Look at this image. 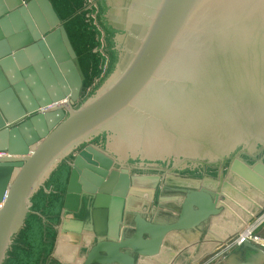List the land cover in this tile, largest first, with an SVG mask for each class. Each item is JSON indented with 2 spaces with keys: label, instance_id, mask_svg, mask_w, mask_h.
I'll return each mask as SVG.
<instances>
[{
  "label": "water",
  "instance_id": "95a60500",
  "mask_svg": "<svg viewBox=\"0 0 264 264\" xmlns=\"http://www.w3.org/2000/svg\"><path fill=\"white\" fill-rule=\"evenodd\" d=\"M254 142L264 0H0V264L71 155L63 211L85 204L90 217L82 264L156 257L218 207L244 226L264 209V149L237 147ZM156 186L184 195L176 221L124 223ZM262 261L264 247L242 240L221 264Z\"/></svg>",
  "mask_w": 264,
  "mask_h": 264
},
{
  "label": "crops",
  "instance_id": "0c3cea01",
  "mask_svg": "<svg viewBox=\"0 0 264 264\" xmlns=\"http://www.w3.org/2000/svg\"><path fill=\"white\" fill-rule=\"evenodd\" d=\"M72 159L73 156L62 161L33 194L30 212L19 233L12 237L3 264H82L90 244V217L86 208L83 215H65L63 211ZM141 189L147 190L149 186ZM154 190L156 198L146 195L131 198L124 223L129 222L134 213L161 224L176 221L180 198L184 195L160 187L159 192ZM173 198L178 199L177 202ZM218 209L219 214L199 228L170 233L158 256L139 259L138 264H211L213 259H217L214 264L223 263V259L236 249L239 235L264 215V209L244 226L236 220L224 223L229 215ZM256 232L264 241V223Z\"/></svg>",
  "mask_w": 264,
  "mask_h": 264
},
{
  "label": "bare ground",
  "instance_id": "6f19581e",
  "mask_svg": "<svg viewBox=\"0 0 264 264\" xmlns=\"http://www.w3.org/2000/svg\"><path fill=\"white\" fill-rule=\"evenodd\" d=\"M264 216V215H263ZM263 216L260 219H263ZM260 219H257L255 222H253L252 224H250L240 235V239L241 240H247L249 241L250 239L253 240V238H251V235H253L254 233H257V229L259 228V226L261 225V222H263V220L261 221ZM235 221V219H233L231 216L227 217L224 219V223H233ZM260 245H262L261 243H264L263 240L259 239L258 242ZM263 246V245H262ZM264 247V246H263Z\"/></svg>",
  "mask_w": 264,
  "mask_h": 264
},
{
  "label": "flooded vegetation",
  "instance_id": "af4514ba",
  "mask_svg": "<svg viewBox=\"0 0 264 264\" xmlns=\"http://www.w3.org/2000/svg\"><path fill=\"white\" fill-rule=\"evenodd\" d=\"M257 143L258 142H254L253 145H246L245 143H242L241 145H238L237 147L242 146V148H240V149L243 150V152L248 153L250 155V154H254L255 153V151H253V149H254L253 147L256 146V145H260L259 147H262L264 149V142H259L258 144ZM234 160H232V162H234ZM232 166H233V164H232ZM84 209H85V204H83V207H82V210L80 211V214L84 213ZM81 215H83V214H81Z\"/></svg>",
  "mask_w": 264,
  "mask_h": 264
},
{
  "label": "built area",
  "instance_id": "2783aa9c",
  "mask_svg": "<svg viewBox=\"0 0 264 264\" xmlns=\"http://www.w3.org/2000/svg\"><path fill=\"white\" fill-rule=\"evenodd\" d=\"M5 156H6L5 153H0V157H5ZM251 238H253V240L250 239V240H249L250 242H252V243L255 244V245L262 246V245H260V244L258 243V242H259V239H261V238L255 236L254 234L251 235ZM239 239H240V238H238V240H237L236 246H238V245L241 243V241H242V240L239 241ZM244 240H245V239H244Z\"/></svg>",
  "mask_w": 264,
  "mask_h": 264
},
{
  "label": "trees",
  "instance_id": "16d2710c",
  "mask_svg": "<svg viewBox=\"0 0 264 264\" xmlns=\"http://www.w3.org/2000/svg\"><path fill=\"white\" fill-rule=\"evenodd\" d=\"M52 3H53V2H52ZM53 5H54V7H55V10L57 11L56 5H55L54 3H53ZM59 13H60V12L57 11V14L60 16L61 19H63L62 17H64L65 15H63V14H61V13L59 14ZM70 18H71V19L68 18V20H73V19H74V20L76 19V21H77V19H78V20H79V19L81 20V18H76V17H70ZM63 20H65V19H63ZM63 20H62V21H63ZM73 22H74V21H73ZM65 23H67V22H65ZM80 63L82 64L83 72L86 74V73H87V69H86V67L84 66L83 62H80ZM92 67L94 68V65H93ZM85 74H84V75H85Z\"/></svg>",
  "mask_w": 264,
  "mask_h": 264
},
{
  "label": "rangeland",
  "instance_id": "374dc122",
  "mask_svg": "<svg viewBox=\"0 0 264 264\" xmlns=\"http://www.w3.org/2000/svg\"><path fill=\"white\" fill-rule=\"evenodd\" d=\"M72 156H73V155H71L70 157H72ZM156 190H157V192H159V191H158V190H159V187H158V186L156 187ZM156 195H158V194H156ZM146 196L148 197L149 195L147 194ZM149 197H150V196H149ZM153 197H155V194H154ZM156 197H157V196H156ZM156 197H155V198H156ZM260 220H261V221L263 220V222H261V224H263V223H264V216H263V219H260ZM257 230H258V229H257ZM254 235L260 238V236H259L257 233H254ZM239 236H240V235H239ZM239 236H238V237H239ZM261 244L264 246V243H261ZM216 260H217V259H216ZM216 260H215V261H216ZM215 261H214V259H213V262H212L211 264H214Z\"/></svg>",
  "mask_w": 264,
  "mask_h": 264
}]
</instances>
